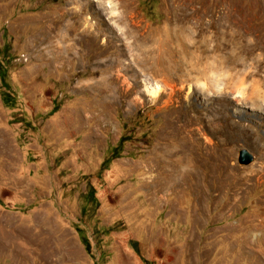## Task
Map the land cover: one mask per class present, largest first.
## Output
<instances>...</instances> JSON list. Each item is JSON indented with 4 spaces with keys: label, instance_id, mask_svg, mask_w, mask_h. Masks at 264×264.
I'll list each match as a JSON object with an SVG mask.
<instances>
[{
    "label": "rangeland",
    "instance_id": "1",
    "mask_svg": "<svg viewBox=\"0 0 264 264\" xmlns=\"http://www.w3.org/2000/svg\"><path fill=\"white\" fill-rule=\"evenodd\" d=\"M263 103L264 0H0V264H264Z\"/></svg>",
    "mask_w": 264,
    "mask_h": 264
},
{
    "label": "bare ground",
    "instance_id": "2",
    "mask_svg": "<svg viewBox=\"0 0 264 264\" xmlns=\"http://www.w3.org/2000/svg\"><path fill=\"white\" fill-rule=\"evenodd\" d=\"M175 2V1H174ZM200 63V62H199ZM198 63V64H199ZM197 65V64H196ZM196 67V66H195ZM191 68V67H190ZM193 68V67H192ZM192 70V69H191ZM203 73H204V71H203ZM188 78V77H187ZM190 78V77H189ZM191 81V80H190ZM206 86V85H205ZM206 89H208V88H206V87H203V86H201V87H197V91H201V92H205L206 91ZM196 91V92H197ZM194 95V94H193ZM231 95V94H230ZM243 98V97H242ZM260 104V103H259ZM264 104V103H263ZM259 106V105H258ZM226 115V114H225ZM224 119V118H223ZM223 125V127H220V135L221 136H223V139H222V142L219 144L220 146H221V150L224 152V147H225V145H226V143H228V142H230V140L232 139V136L230 135V133H229V131H228V129L229 128H227L228 127V124L227 123H223L222 124ZM231 126V125H230ZM218 148H220V147H217V149ZM190 150V149H189ZM188 152V151H187ZM219 152V151H218Z\"/></svg>",
    "mask_w": 264,
    "mask_h": 264
},
{
    "label": "water",
    "instance_id": "3",
    "mask_svg": "<svg viewBox=\"0 0 264 264\" xmlns=\"http://www.w3.org/2000/svg\"><path fill=\"white\" fill-rule=\"evenodd\" d=\"M254 156L247 149H241L238 152V162L241 165H248L253 162Z\"/></svg>",
    "mask_w": 264,
    "mask_h": 264
}]
</instances>
